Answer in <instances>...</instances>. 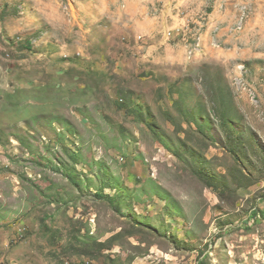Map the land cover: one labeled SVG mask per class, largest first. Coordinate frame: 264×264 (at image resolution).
Instances as JSON below:
<instances>
[{
	"label": "rangeland",
	"instance_id": "obj_1",
	"mask_svg": "<svg viewBox=\"0 0 264 264\" xmlns=\"http://www.w3.org/2000/svg\"><path fill=\"white\" fill-rule=\"evenodd\" d=\"M0 264H264V0H0Z\"/></svg>",
	"mask_w": 264,
	"mask_h": 264
}]
</instances>
